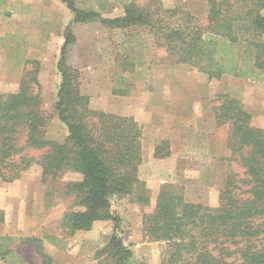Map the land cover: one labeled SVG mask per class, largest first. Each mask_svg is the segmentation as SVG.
Listing matches in <instances>:
<instances>
[{
	"label": "trees",
	"instance_id": "16d2710c",
	"mask_svg": "<svg viewBox=\"0 0 264 264\" xmlns=\"http://www.w3.org/2000/svg\"><path fill=\"white\" fill-rule=\"evenodd\" d=\"M61 2L72 20L63 33L57 66L56 112L68 135L63 142L46 138L51 117L42 109L40 64L26 62L19 89L0 93V179L13 184L38 170L49 184L74 174L77 179L65 187L74 209L63 216L60 230L73 236L103 225L112 236L96 254L100 264H130L133 253L124 243L112 200L151 204V191L139 177L144 128L133 117L95 108L93 98L81 92L80 71L67 62L69 47L76 43L73 25L145 28L170 57L210 80L232 76L264 82V0H207L205 23L192 14L180 19L177 10L164 9L157 0L144 7L131 1L115 17L102 13L108 0H97L98 9L82 7L79 0ZM213 112L217 128L231 126L225 186L215 206L188 202L173 184L160 187L155 206L143 216V231L148 241L160 245L161 264H264V128L255 126L253 115L229 94L217 95ZM170 155L169 141L156 142V159ZM232 162L241 172L232 169ZM4 222L0 208V224ZM19 243L35 246L43 264H53L40 239ZM16 248L15 238L0 235V264H19Z\"/></svg>",
	"mask_w": 264,
	"mask_h": 264
},
{
	"label": "rangeland",
	"instance_id": "374dc122",
	"mask_svg": "<svg viewBox=\"0 0 264 264\" xmlns=\"http://www.w3.org/2000/svg\"><path fill=\"white\" fill-rule=\"evenodd\" d=\"M131 1L144 7L154 0H108L102 13L107 17L119 16L124 11V5ZM157 2L164 9L177 10L180 19L192 14L198 22H206L207 0ZM79 3L85 8L98 9L97 0H79ZM71 19L70 11L61 0H0V93L17 91L26 62H39L42 109L51 117L45 136L58 142H63L68 135L67 128L57 117L56 103L61 84L57 66L64 44L63 33ZM99 24L73 27L77 44L70 50L69 64L80 71L81 92L93 98L95 108L108 113L126 108L111 94L112 89H134L139 106H142L140 100L151 101V106L155 108L149 117L152 127L146 130L143 140L148 142L157 136L167 137L172 156L163 162H152L144 175L170 174L168 180L171 182L167 184L176 186L188 202L217 205L219 192L224 188L229 172V163L224 159L229 157L227 141L231 126H215L214 101L219 94H229L240 100L253 115L255 126L264 128V82L232 76L210 80L197 68L180 64L176 58L170 57L165 48L156 45L155 37L148 29L133 28L121 32ZM127 56L134 62V73L144 74V78L121 86L122 67L116 64L118 59L120 63V59ZM230 164L232 169L241 172L235 162ZM41 178L40 172L34 170L13 184L0 179V208L6 206L10 196L18 198L29 194L34 196V202L40 200L45 205L48 194L47 201L53 202V213L49 216L54 222L63 212L74 209L73 199L65 195V187L77 176L67 174L62 180L49 184L42 183ZM129 201V198L114 199L112 208L116 213L127 216L125 218L130 221V230L126 234L130 238L127 237V240L130 245L136 246L148 241L140 218L152 208H132ZM11 203L15 204L14 201ZM96 228L98 231L108 229L99 224ZM160 248L159 244L153 248L157 254L151 260L153 264H161ZM18 251L32 264H38L31 246L22 245ZM58 260L61 264L78 262L70 255L69 258L59 256ZM137 262L135 264H148L141 257Z\"/></svg>",
	"mask_w": 264,
	"mask_h": 264
},
{
	"label": "crops",
	"instance_id": "0c3cea01",
	"mask_svg": "<svg viewBox=\"0 0 264 264\" xmlns=\"http://www.w3.org/2000/svg\"><path fill=\"white\" fill-rule=\"evenodd\" d=\"M86 24H92V23H86ZM75 25H79V24H74L73 27ZM80 25H85V24H80ZM109 30L125 32L128 29L126 30L109 29ZM75 44H77V38H76ZM74 45L70 46L68 50V56H67L68 64H69V53H70L71 48ZM118 60H117L116 65H118V67L119 66L122 67V70L120 71L121 78L119 80L121 86L127 85L129 83H134L136 79L143 80L144 74L134 73V70H133L134 62L131 59V57L127 56L126 58L120 59L121 64L119 63ZM133 90L134 89L129 90V88H117V89L111 90V94L115 98L118 99V102L121 105H125L126 107L125 110H122L120 112L116 111L113 114L124 116V117H133L138 123H140V125L143 126L144 128L143 136H144L146 134V130L152 127V125L149 122V117L153 114L152 112H153V109L155 108L151 106V101H149L148 99L147 101L140 100V102L142 103L141 104L142 106H139L138 102L136 101V99H139V98L135 96V94L133 93L134 92ZM144 125L145 126L148 125V127L145 128ZM159 138L160 137L157 136L156 138L150 139L148 142H146L145 140H142L143 161L139 168L140 179L146 182L148 189L151 191L150 207L152 209L155 206L156 199H157V193L160 187L164 184L171 182L168 180L170 174L168 175L167 173L162 176H160L159 174L157 175L156 173H153L151 176L144 175L147 167L152 162H156V163L163 162L167 158L169 159V157L172 156L170 155L169 157L165 159H156L154 157L155 145H156V142L159 141ZM164 140L169 141L167 137L163 136L160 138V141H164ZM155 183H157L158 185H155ZM20 196L21 197H18V198H15L13 196H10V198H7L8 202L6 203V206L2 208L5 211V222L3 224H0V231H2V234H1L2 236H9V237H13L16 239V244L18 247L16 248V252L18 253L19 256L22 257V260L20 261L19 264H32L26 257H24V255L21 252L18 251L20 247H22V245H20L19 243L22 238L40 239L43 242L45 252L52 257L53 264H61V261L58 260V258L59 256H62V255L64 256L66 255L68 256V258H69V255L73 256V258L78 260V262L75 264H100V260L96 258V254L98 251L102 250L109 243L111 236H112V230L107 229L104 231H98L96 228L98 224H95L93 229L90 231H80V232H77L73 236H68L65 233H63L59 228L60 222L63 216L67 212H63L59 220L57 222H54L51 215L49 216V214L53 213L51 212L52 207H53V202H51L50 200L47 201L48 194L45 197L46 198L45 205L40 200L34 202V196L31 194H29L27 197H22V195ZM11 201H14L15 204L12 205ZM48 202L51 203V207H47ZM130 205H131L130 207L137 208L139 210L144 208V206L135 204V203H131ZM117 213L121 217V220H122V228H123L122 237H123L124 243L126 246H128L131 249L133 253V258L130 264H135V262H137V260L140 257L145 258V261L148 262V264H153L151 260L157 255L153 252V248L158 243H153V242L146 240L140 245H136V246L130 245L128 243L129 239L127 240V237H129V235H126L129 233V230H130V221L127 218H125L127 216L125 217L123 216V213H120V212H117ZM140 225L141 226L143 225V217L140 218ZM31 247L35 251L34 252L35 253L34 257L36 258L35 260L38 261V264H43L42 258L38 255L36 251V247L33 245Z\"/></svg>",
	"mask_w": 264,
	"mask_h": 264
}]
</instances>
